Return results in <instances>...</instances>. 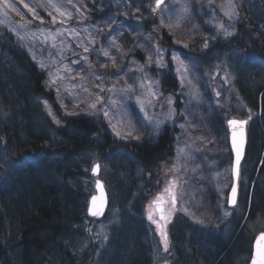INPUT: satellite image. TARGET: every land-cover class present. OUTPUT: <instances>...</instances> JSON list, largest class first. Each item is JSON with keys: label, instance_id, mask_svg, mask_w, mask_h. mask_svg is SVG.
<instances>
[{"label": "rangeland", "instance_id": "obj_1", "mask_svg": "<svg viewBox=\"0 0 264 264\" xmlns=\"http://www.w3.org/2000/svg\"><path fill=\"white\" fill-rule=\"evenodd\" d=\"M154 1L110 0L112 6L105 11L104 5L96 8L81 0H7L10 7L0 0V24L43 70L58 104L54 110L45 103L54 121H58L59 110L65 114L99 112L115 137L135 141L143 136L154 140L165 125L175 127L170 168H162L165 173L159 168L144 171L143 182L136 175L137 192H133L130 179L117 180L114 191L108 187L109 196L115 201L107 216L86 223L94 238L103 241L112 225L131 224L129 214L142 215L159 264H173L168 258L172 249V220L175 219L174 224L185 220L183 236L197 248H206L208 235L219 241L227 238L231 218L241 213L244 203L248 184L245 167L239 176L236 206H227L231 162L225 124L235 117L246 120L248 127L253 118L243 97L245 87H241L243 83L249 88V79L255 74L250 69L253 58L229 46H223L219 52L206 49L235 33L234 25L240 19L238 9L251 0H165L154 13L156 22H148L149 28L145 29L142 22L152 14ZM225 30L231 35H225ZM164 33L171 42L169 47L161 43ZM113 36L117 47L112 46ZM93 40L94 43L90 42ZM157 47L164 50L163 67L149 62L150 56L155 59ZM103 49H108L109 57L103 55ZM173 53L184 61L183 66L171 59ZM165 72L174 76V87L162 88ZM150 81L154 82L151 87ZM85 157L86 154L81 156L80 161ZM130 159L129 155L120 154L109 165H115L116 170L123 167L130 173ZM96 161L107 177L108 167L98 157H91L89 163L77 162V182L90 194L95 192L91 170ZM150 213L152 220L148 218ZM258 221L264 227V219ZM157 224L168 233L167 251ZM87 245L84 240L77 246ZM121 258L118 255L115 261L120 264Z\"/></svg>", "mask_w": 264, "mask_h": 264}, {"label": "trees", "instance_id": "obj_2", "mask_svg": "<svg viewBox=\"0 0 264 264\" xmlns=\"http://www.w3.org/2000/svg\"><path fill=\"white\" fill-rule=\"evenodd\" d=\"M81 1L96 8L104 5L105 11L112 6L110 0ZM150 6L151 2L149 10ZM238 12L236 32L206 50L219 52L229 46L253 58L250 69L255 74L249 88L241 83L243 97L253 111L241 166L248 179L244 203L241 213L231 218L227 238L219 241L208 235L206 248H197L183 236L185 220L171 225L169 259L173 264H247L253 237L262 230L258 220L264 219V0H251ZM154 13L142 22L145 29L148 22H156ZM162 36V45L169 47L168 37ZM161 85L174 87V76L163 73ZM45 103L57 110L43 70L0 24V264H119L118 255L123 256L120 264H159L140 215L129 214L131 224L111 226L103 241L84 229L89 192L77 182L76 173L79 163L98 157L108 167L103 177L111 190L123 178L130 179L137 192L136 175L143 182L144 171L169 167L172 162L173 128L165 127L156 140L121 139L111 133L99 112L65 114L59 110L57 123ZM120 154L131 157L130 173L109 165ZM130 197L131 192L128 201ZM110 200L111 204L115 201ZM84 240L88 245L78 247Z\"/></svg>", "mask_w": 264, "mask_h": 264}, {"label": "snow or ice", "instance_id": "obj_3", "mask_svg": "<svg viewBox=\"0 0 264 264\" xmlns=\"http://www.w3.org/2000/svg\"><path fill=\"white\" fill-rule=\"evenodd\" d=\"M164 4V0H155V8L152 9L153 12H155L157 9H160L161 8V5ZM5 6L6 7H10L11 5H9L7 3V0H5ZM53 7H55V5H53ZM31 11V9H30ZM61 15H64L63 12H61ZM127 16V14H125ZM53 20H55V17H53ZM221 27L223 28V25H221ZM225 35H231V33H228L226 30H225ZM92 43H94V40L93 41H90ZM112 46L114 47H117L116 45V37L113 36L112 37ZM207 42H205L204 44V47L207 48ZM184 47H187V45L185 44ZM84 51L85 52H88L89 49L87 47L84 48ZM103 55L105 57H109L110 56V52L108 51V49H103ZM163 55H164V50L163 49H160V48H156V57L155 59L150 56L149 57V62H155L158 66L160 67H163L165 66V62L163 60ZM82 59H87L86 57H82ZM112 63L113 65H115L116 61H115V58L112 57ZM171 59L173 61H177L179 62L180 65H184V61L180 59L179 55L173 53L172 54V57ZM41 67H43V65H41ZM184 70L185 72L187 71V67L185 66L184 67ZM140 71H143V68L141 67L140 68ZM180 69L177 68V72H179ZM55 80L52 81L53 84H55ZM154 83V82H149V85L151 87V84ZM103 90V89H102ZM153 95H155V93H153ZM97 99H99V97H97ZM169 103H171V101H169ZM47 106V105H46ZM91 107L93 109H95L96 105L95 104H92ZM49 115H52L51 111L49 110ZM104 115L105 116H108V113L107 111L104 112ZM53 119H55V117H53ZM57 123H59L57 121ZM247 122L246 121H237V120H229L228 121V124L233 128V134H232V144H233V148L235 149V152H236V176L239 177V163H240V159H241V155H242V148H243V133L241 132L240 134V140L238 141L237 140V133L235 132V129L237 126H239L240 128H243V125L246 124ZM117 135L119 136V133H117ZM128 135H131V133H128ZM99 169V165H95L93 167V172H97ZM97 187L98 188H101V185H100V182L97 181ZM165 191H168V189H165ZM160 198L158 197L157 200H159ZM95 201H96V197H93V204L95 205ZM231 204L234 206L237 202V187L235 185L232 186L231 188V200H230ZM155 203V201H154ZM175 203H176V198L175 196L172 197V205L173 207H175ZM102 212V207H94L93 210H91V215L93 216H96V215H99L101 214ZM149 220H152V214L150 213L149 214ZM162 220L165 219V217L163 215H161L160 217ZM153 223H156L155 220H153ZM197 223H201L203 224V221L201 220H197ZM157 227L161 229V235L163 236L164 238V250L167 251L168 250V244H167V234L163 231V226H161L160 224H157ZM107 237H105L106 239ZM261 239H264V233H261ZM260 261H259V264H264V253H260ZM253 264H257V261L254 260Z\"/></svg>", "mask_w": 264, "mask_h": 264}, {"label": "water", "instance_id": "obj_4", "mask_svg": "<svg viewBox=\"0 0 264 264\" xmlns=\"http://www.w3.org/2000/svg\"><path fill=\"white\" fill-rule=\"evenodd\" d=\"M165 1V0H164ZM155 4V2H154ZM237 120V121H244V120H239V119H229V120ZM228 120V121H229ZM227 129H228V144L230 147V151L232 154V163H231V176H232V184L230 186V189L228 191L227 194V204L228 206L232 207L233 205L231 204L230 200H231V188L233 185H235L237 187V199H238V177L236 176V152L235 149L233 148V144H232V134H233V128L228 124L227 122ZM235 132L237 133V140H240V134L241 132L243 133V148H242V155H241V159H240V163H239V170H240V164L243 160L244 157V150H245V144H246V124L243 125V128H240L239 126L236 127ZM98 165V164H95ZM94 165V166H95ZM99 172V169L97 172H93V175H96ZM100 182L101 188L97 187V183H96V190H97V194L93 195L90 198L89 201V207H88V215L89 216H93L91 215V210L94 209V207H102V212L101 214H99V216L103 215L107 206H108V198H107V193L105 191V188L103 186V183L101 180H97ZM93 197H96V201H95V205L93 204ZM261 233H264V231H260L258 232L252 241V250H251V255L250 258L248 260L247 264H253L254 260L257 261V264H259L260 261V253H264V239H261Z\"/></svg>", "mask_w": 264, "mask_h": 264}]
</instances>
